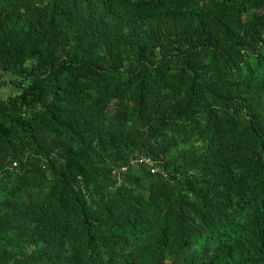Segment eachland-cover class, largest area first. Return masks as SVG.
<instances>
[{"label": "trees", "instance_id": "trees-1", "mask_svg": "<svg viewBox=\"0 0 264 264\" xmlns=\"http://www.w3.org/2000/svg\"><path fill=\"white\" fill-rule=\"evenodd\" d=\"M0 264H264V0H0Z\"/></svg>", "mask_w": 264, "mask_h": 264}, {"label": "built area", "instance_id": "built-area-1", "mask_svg": "<svg viewBox=\"0 0 264 264\" xmlns=\"http://www.w3.org/2000/svg\"><path fill=\"white\" fill-rule=\"evenodd\" d=\"M139 161V160H138ZM140 162H146V163H148L149 165H151V167H152V172H162L161 171V168L158 166V165H156V163L153 161V160H151V159H149V158H142L141 160H140ZM163 173V172H162ZM164 174V173H163ZM165 175V174H164Z\"/></svg>", "mask_w": 264, "mask_h": 264}]
</instances>
